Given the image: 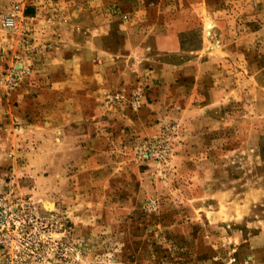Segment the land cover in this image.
I'll list each match as a JSON object with an SVG mask.
<instances>
[{
  "label": "rangeland",
  "instance_id": "obj_1",
  "mask_svg": "<svg viewBox=\"0 0 264 264\" xmlns=\"http://www.w3.org/2000/svg\"><path fill=\"white\" fill-rule=\"evenodd\" d=\"M19 1L48 29L85 9L118 26L111 136L54 178L32 174L41 110L9 106L55 52L27 15L4 26ZM190 31L201 50L166 47ZM190 59L193 75L161 74ZM0 264H264V0H0Z\"/></svg>",
  "mask_w": 264,
  "mask_h": 264
},
{
  "label": "crops",
  "instance_id": "obj_2",
  "mask_svg": "<svg viewBox=\"0 0 264 264\" xmlns=\"http://www.w3.org/2000/svg\"><path fill=\"white\" fill-rule=\"evenodd\" d=\"M35 11L29 8L26 15L36 21L35 28L39 29L37 33L47 32L38 36L51 40L55 52L41 63L40 72L34 74L35 70L30 75L28 85L11 94L9 99L12 103L9 106L15 109V113L20 111L22 117L28 114L24 112L41 110L42 117L33 120L28 128L32 136L36 137L38 145L33 151L35 166L32 174L39 177L45 172L54 178L64 174L70 166L81 169L96 161L97 155L102 152L103 136L108 135V129L115 126L109 118L112 112L104 107L102 97L107 91L117 90L119 86L124 88L122 85L127 82L119 73L117 23L113 25L111 20L110 24L105 25L99 12L85 9L83 14L81 12L82 17L86 18L83 26L79 23L78 28L74 22L64 24L58 20L56 28L48 29L42 25L47 19H41V12ZM73 16L74 13L71 18ZM42 27L44 30H41ZM74 32L80 33L70 36ZM66 46L74 49L65 50ZM203 46L204 39L202 46L197 49H183L181 39L177 37L166 47L175 51L183 49L195 52ZM101 49H108L111 59L103 61ZM213 61L209 60L207 64H214ZM193 65L200 64L190 59L180 66H166V75L164 72L161 74L177 80L189 73L188 70L193 75ZM33 91L39 92L36 97L38 102L31 97ZM17 101L21 104H16Z\"/></svg>",
  "mask_w": 264,
  "mask_h": 264
},
{
  "label": "built area",
  "instance_id": "obj_3",
  "mask_svg": "<svg viewBox=\"0 0 264 264\" xmlns=\"http://www.w3.org/2000/svg\"><path fill=\"white\" fill-rule=\"evenodd\" d=\"M25 3L23 2H15L11 7L10 11H8L3 16V24L8 30H16L18 24L20 22L21 17H26L25 11L26 7ZM55 15H52L51 18H54ZM11 77L15 78V75H11ZM141 100L136 98L132 101V105L134 107H139Z\"/></svg>",
  "mask_w": 264,
  "mask_h": 264
},
{
  "label": "trees",
  "instance_id": "obj_4",
  "mask_svg": "<svg viewBox=\"0 0 264 264\" xmlns=\"http://www.w3.org/2000/svg\"><path fill=\"white\" fill-rule=\"evenodd\" d=\"M189 33H193V31H190V32H181L180 33V39H181V42H182V48L183 49H189V50H192V49H197V48H199L200 46H202V42H203V37L201 36V43H200V45H191V46H187V44H186V39H185V37H186V35H188Z\"/></svg>",
  "mask_w": 264,
  "mask_h": 264
},
{
  "label": "bare ground",
  "instance_id": "obj_5",
  "mask_svg": "<svg viewBox=\"0 0 264 264\" xmlns=\"http://www.w3.org/2000/svg\"><path fill=\"white\" fill-rule=\"evenodd\" d=\"M209 26L212 27L213 24H210ZM45 202H46L47 207H49V208H54L55 203L53 202V200H51V199H46Z\"/></svg>",
  "mask_w": 264,
  "mask_h": 264
}]
</instances>
